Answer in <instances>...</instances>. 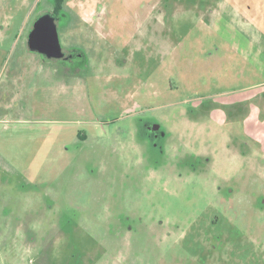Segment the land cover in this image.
<instances>
[{
	"label": "rangeland",
	"instance_id": "374dc122",
	"mask_svg": "<svg viewBox=\"0 0 264 264\" xmlns=\"http://www.w3.org/2000/svg\"><path fill=\"white\" fill-rule=\"evenodd\" d=\"M0 264H264V0H0Z\"/></svg>",
	"mask_w": 264,
	"mask_h": 264
},
{
	"label": "water",
	"instance_id": "95a60500",
	"mask_svg": "<svg viewBox=\"0 0 264 264\" xmlns=\"http://www.w3.org/2000/svg\"><path fill=\"white\" fill-rule=\"evenodd\" d=\"M28 43L32 49H37L47 56L60 55L61 42L58 26L50 13H45L35 20Z\"/></svg>",
	"mask_w": 264,
	"mask_h": 264
},
{
	"label": "trees",
	"instance_id": "16d2710c",
	"mask_svg": "<svg viewBox=\"0 0 264 264\" xmlns=\"http://www.w3.org/2000/svg\"><path fill=\"white\" fill-rule=\"evenodd\" d=\"M56 11V10H55ZM57 12V11H56Z\"/></svg>",
	"mask_w": 264,
	"mask_h": 264
},
{
	"label": "crops",
	"instance_id": "0c3cea01",
	"mask_svg": "<svg viewBox=\"0 0 264 264\" xmlns=\"http://www.w3.org/2000/svg\"><path fill=\"white\" fill-rule=\"evenodd\" d=\"M242 32V31H241Z\"/></svg>",
	"mask_w": 264,
	"mask_h": 264
},
{
	"label": "flooded vegetation",
	"instance_id": "af4514ba",
	"mask_svg": "<svg viewBox=\"0 0 264 264\" xmlns=\"http://www.w3.org/2000/svg\"><path fill=\"white\" fill-rule=\"evenodd\" d=\"M258 138V137H257Z\"/></svg>",
	"mask_w": 264,
	"mask_h": 264
}]
</instances>
